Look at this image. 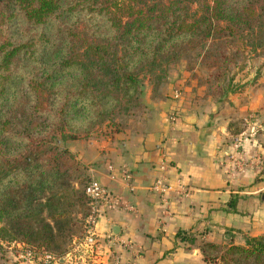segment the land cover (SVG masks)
Listing matches in <instances>:
<instances>
[{"label": "trees", "instance_id": "trees-1", "mask_svg": "<svg viewBox=\"0 0 264 264\" xmlns=\"http://www.w3.org/2000/svg\"><path fill=\"white\" fill-rule=\"evenodd\" d=\"M246 49H264V0H0V239L62 257L88 178L59 144L145 113L143 84L179 59L217 77ZM197 249L205 264H264V234Z\"/></svg>", "mask_w": 264, "mask_h": 264}, {"label": "crops", "instance_id": "crops-1", "mask_svg": "<svg viewBox=\"0 0 264 264\" xmlns=\"http://www.w3.org/2000/svg\"><path fill=\"white\" fill-rule=\"evenodd\" d=\"M242 84L223 103L189 107L178 101L173 126L167 123L171 98L150 100L146 94L142 98L149 114L142 124L65 144L85 164L88 180L136 208L135 213L116 210L99 217L98 258L85 260L82 250L71 251L69 245L72 264H205L199 242L242 246L245 237L264 234V166L260 172L248 168L238 173L229 163L243 118L264 109V70ZM238 149L246 156L258 154L264 162L263 136L239 142ZM162 158L166 167L161 173ZM120 167L129 172V187L121 181ZM160 175L170 188L165 216L159 214L158 197L148 192ZM107 233L119 246L106 242ZM186 236L194 237L195 244L181 239ZM8 245L0 249V264H28L15 258L17 250ZM62 257L56 264H67Z\"/></svg>", "mask_w": 264, "mask_h": 264}, {"label": "built area", "instance_id": "built-area-1", "mask_svg": "<svg viewBox=\"0 0 264 264\" xmlns=\"http://www.w3.org/2000/svg\"><path fill=\"white\" fill-rule=\"evenodd\" d=\"M171 100L173 104L171 105L169 112L167 114V123L169 126H173L178 117V107L177 102L179 100V94L177 91H173L171 95ZM244 129L232 140V155L229 156V163L238 173H242L244 170L251 168L256 171H261L264 166V162L258 154H252L246 156V154L238 149V143L243 140H252L257 136L264 137V109L261 112L248 114L243 120ZM160 148V146L158 145ZM166 162L162 158L159 162L158 169L161 173L165 170ZM108 171H112L113 167L110 165L107 167ZM118 174L124 185L129 187L130 175L126 168L120 167L118 169ZM110 177H112L110 175ZM170 188L166 183L164 176H157L149 185L148 192L152 195L158 197L161 211L160 216H165L168 214V195ZM87 208L88 212L83 220V229L79 236L74 237L71 240L70 247L71 251L78 249L82 250L84 253L85 260L95 261L100 253V246L98 242V233L95 230L96 220L103 214L121 210L127 213H135L136 208L129 204L121 196L112 194L104 187L100 186L94 181L88 180L87 190ZM105 240L109 245H117L110 233H107ZM10 245L17 250L15 258L18 260H25L28 264H33L32 261L37 258L42 259L41 264H53L58 262V258L53 257L50 254L45 253L42 250L32 248L24 245L20 242H10L4 245ZM8 245V246H9ZM69 250V251H70ZM69 251L63 255L60 259H66L67 264H72V255L70 256ZM84 260V259H83ZM118 264V261H116Z\"/></svg>", "mask_w": 264, "mask_h": 264}, {"label": "rangeland", "instance_id": "rangeland-1", "mask_svg": "<svg viewBox=\"0 0 264 264\" xmlns=\"http://www.w3.org/2000/svg\"><path fill=\"white\" fill-rule=\"evenodd\" d=\"M214 65V62L209 60H205L200 64V58H196L192 55H187L186 57L179 59L167 67L166 78L157 87L152 88V85L147 82L143 84L140 102L146 110L145 113L140 110L136 116L122 119L116 118L112 122L106 123L102 125V127L94 130L90 135L70 141L95 139L98 136H107L113 132L121 131L124 128H131V126L135 124H142V122H137L140 120L144 121L149 114L142 98L146 94L149 96L150 100H156V98L162 97L170 99V95H172L173 91H177L179 94L178 101H180L182 105L189 107L205 106L209 103H223L228 96L232 95L230 93L225 94L224 96L219 95L227 82H229L230 85H234V87H239V90H241L243 86L242 81L246 79L248 75L253 73L258 75L260 71L264 70V49H246L242 58L236 60L234 66L229 64L225 71H220L217 76L218 78L215 77L217 70ZM229 79L230 81H228ZM137 118L138 121L136 120ZM70 141H65L59 145L65 147V144ZM72 155L74 156V161L77 163L79 170L85 172V164L76 160L74 154ZM75 177H77V175H75ZM77 180H82L80 175ZM84 214V207H76L73 210L74 228H72V234L75 237L79 236L82 232ZM5 243L10 242L0 239V249H3L2 247L5 246ZM220 247L223 249L226 246ZM211 255L215 256V253H212ZM213 264L221 263L219 259H216Z\"/></svg>", "mask_w": 264, "mask_h": 264}]
</instances>
